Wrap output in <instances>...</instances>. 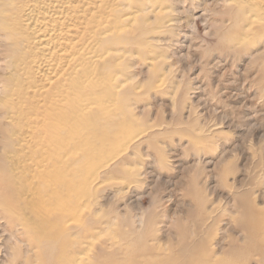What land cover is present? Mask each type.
<instances>
[{
    "label": "rangeland",
    "instance_id": "1",
    "mask_svg": "<svg viewBox=\"0 0 264 264\" xmlns=\"http://www.w3.org/2000/svg\"><path fill=\"white\" fill-rule=\"evenodd\" d=\"M23 1L7 0V8H11L4 15L19 33L23 32V23L18 8ZM72 1L75 2H71L68 14L78 16L75 31L78 53L90 36L100 33L96 25L100 20L110 18L107 30L112 29L115 19L123 23L125 30L139 26L138 22L145 24L142 35L139 31L132 33V39L125 38L115 46L118 51L113 53L110 76L114 80L108 83L115 91V97L111 98L114 108L125 99L130 112L126 117L135 130L130 134L136 135L128 147L126 139H119L113 149L88 161L82 156L89 146L81 145V138L77 133L75 136L68 133L67 126L61 136L64 143L75 142V163L71 167L67 164L70 149L62 147V172L58 175L49 172V180L42 182L43 172L37 170L34 162L49 160L48 151L46 155L39 151L49 148L50 143L41 132L46 125L56 124L51 119L45 121L44 115L67 113L72 107L68 100L75 98L74 94L80 92L81 98L87 99L92 92L77 84L65 59L51 79L36 74L30 63L29 54L36 52L31 44L28 57L17 58L13 63L14 75L8 69L3 70L7 56L12 53L0 52V111L7 110L10 116L4 120L3 133L0 130V198L9 196L0 199L7 201L3 203L5 206L0 204V239L6 236L2 230L8 223L12 230H22L23 223L26 231H22V237L26 239L36 238L30 231L37 236L41 232L61 231L62 254L58 252L51 260L40 255L33 264H59V261L69 264L68 258L76 255L83 258V262L76 264L95 263L101 251L111 252L120 245L119 232L129 228L120 216L116 218L117 210L123 213L125 202H131V210H135L132 214L145 215L153 209L154 197L160 196L162 201L154 208L152 222L154 236L160 239L164 251L184 232L201 235L214 250L216 242H222L226 250L229 245L247 246L249 239L254 240L251 237L264 243V0H251L252 4L241 0ZM87 19L93 20L95 28L91 33L82 26ZM25 62L30 72L25 70ZM3 83L7 93L2 91ZM115 83L123 85L114 88ZM99 85L107 88L104 81ZM177 86L180 94L175 96ZM121 89L123 94L116 95ZM183 94L186 97L183 105L177 104ZM79 127L75 124V128ZM221 154L226 158L215 167L213 162ZM107 162L109 167L118 163V170L108 172V167L101 168ZM145 169L148 173L138 175L140 183L135 182L134 175ZM71 171L75 173V182L70 185ZM128 185L129 190L123 192ZM206 185L215 191L212 193ZM90 186H94L91 193ZM57 188L59 199L55 201L49 190ZM247 189L249 200L259 210L249 220L258 229L254 236L238 225L242 205L234 199L235 193ZM163 210L167 216L161 215ZM5 215L13 219L9 222ZM132 226L139 228L137 221ZM33 250L38 254V250ZM220 256L232 260V264L259 261L256 253L235 258L231 253ZM14 260L10 264H25L20 254Z\"/></svg>",
    "mask_w": 264,
    "mask_h": 264
},
{
    "label": "bare ground",
    "instance_id": "2",
    "mask_svg": "<svg viewBox=\"0 0 264 264\" xmlns=\"http://www.w3.org/2000/svg\"><path fill=\"white\" fill-rule=\"evenodd\" d=\"M92 1H95V0H91V2ZM98 1L102 2V0H98ZM6 2L7 0H3V1L0 0V52L2 54L5 53L6 55L7 53H10V54L12 53V54L7 56V63L3 70L8 69L10 70V74L14 75L16 72V67L13 66V63H16L15 60H17V58L26 59L28 57V54L30 51V44H31L36 50V52L34 51L32 54H29L32 56L30 63H32L33 67H35L36 74L44 77L46 80L51 79L53 76L56 75V68L61 63L60 61L65 59L66 64H68L73 74L76 76L77 84L78 85L81 84L82 87L83 86L88 87V90L92 92V95L90 98L82 99L80 92L77 91L78 93L74 94L75 98H71L70 100H68L72 107L70 111L67 113L61 114V112H59L60 114L58 115L55 114L56 116L54 115V113L53 114L47 113L44 115L43 119L45 121L46 119L48 120L51 119V121L54 120L56 124H53L52 122L51 126L46 125L44 127L45 130L41 132V135L42 136L45 135L50 143L49 144L50 149L46 148L43 151V149L41 150L40 148V151L38 150L39 154H42L43 152L45 154L48 151L47 155L49 157L48 158L49 160H45L44 162V160L42 161V159L41 160L37 159L34 162V165L37 167V170L43 172L41 176L42 182H47V180H49L47 179V176L50 175L48 174L49 172L54 171L56 173L55 175H58V173L62 172L63 167L61 165L64 162V155L61 153L62 147L65 146L66 148L70 149V152H69L70 156H68V160H66L67 164L71 167V165L75 163V160H74L75 148H77L75 146V142L67 141L66 143H64L65 139L61 136L64 132H66L67 126L69 127V129L67 130L68 133H71L74 136L77 133L76 136L78 135L81 138L80 140L81 145L83 143H86L87 146H89L87 148V152L85 151L86 153L82 156L84 160L90 161L93 159H97L100 156H103L107 151H109L110 149H113V147L116 145L119 139H126L127 145L125 147H128V144L133 140V138L136 135L134 134L132 136L130 134L134 130V128L129 126L130 122L128 121L126 117V114L127 112H129V110L127 108V105H125L126 103L125 99L120 101L119 107L118 106L117 108L113 107V104L111 103L112 101L111 98L115 94L114 93L115 91L113 92L111 90L112 88L108 83L109 81L112 82L114 80L110 76L112 72L111 70L112 64L114 63L113 56H115V54L113 53L118 51V49L115 50V46L120 44L122 41H125V38L132 39L133 38L132 33L135 34V32L137 33L139 31V35H142L145 31V24H142V23L140 24V22H138L139 26L137 25L136 27H133L132 25L131 30H125L122 27L123 23H121L120 20L115 19L114 17L115 21L112 22L113 23L112 24L113 27L111 26L112 29L107 30L106 26H108L107 22H109L110 18L109 20L108 19L107 20L104 19L102 21L100 20L96 24L98 28L101 29V31L97 29L100 33H98L97 36H94V35L90 36V38H88L85 43L86 45L82 48L81 52L78 53L77 51L75 52V31L77 30L79 26L78 16L76 15L73 16V15L68 14L69 13L68 11L70 10V7H71V2H75V1H72V0H25L21 2V5L18 8V14L20 15V19L23 23V32H20V33L11 26V23L9 22V20L4 16L5 11L7 10L9 11L11 8V7L7 8L9 5L7 4L8 2L7 3ZM148 2L150 1L148 0ZM242 2L247 3V4H252L251 0H241V3ZM142 5H144V3H142ZM126 18H129V16ZM238 20L240 21L241 19L238 18ZM92 23H93V20H90V19L85 20L82 25L84 27V30L87 31L88 29L90 30V33H91L93 29L95 28L93 27ZM188 23L189 22H187V24ZM126 33L127 35L125 36ZM72 49L74 50L72 51ZM87 62L90 64L88 65ZM25 66H26L25 70H28L30 72V67L27 66L26 62H25ZM113 70H114V67H113ZM83 78L85 79L81 80ZM152 79H154V76L152 77ZM98 80H101V81H98ZM5 81L6 80H4V82ZM103 81L107 85V88L106 87L104 88V86L100 88L99 84H101V82ZM122 85H123L122 83L118 85L115 83V85H112V86H114V88L116 86L117 88H120ZM97 87H99V89H97ZM2 89L4 93H7L8 90H7L6 84L3 83ZM100 89H102V91ZM122 90L123 89H121L120 92L118 91L116 95L121 96L123 94ZM179 94H180V91H178V86H177V88L174 90V95L178 96ZM103 96H108V97H103ZM183 96L184 97H182V99L178 101L177 104L183 105L184 98H186L184 94ZM75 108H77L76 110H77L78 115L75 113ZM6 111L5 112L0 111L1 133H3L2 131L6 127L3 125L6 122L4 120L10 117L8 112ZM88 112L90 113L87 114ZM81 118H85V120ZM79 119H81L82 121L81 120L79 121ZM77 120L80 123H78ZM88 121H90V123H88ZM75 124L76 126L77 124H79V126L81 127L75 128ZM83 125L85 129H83ZM10 128H9V131H10ZM79 137H77V139ZM6 139L11 140V139H8V136L6 137ZM72 139L74 138H66V140H72ZM1 141L2 139H0V142ZM3 142H5V140ZM6 145L7 143L5 142V146ZM40 158H42V156H40ZM224 158H226L225 154H221L220 158L217 161L213 162L214 166L215 167L218 166L222 161H224ZM109 162L103 165H100L101 168L105 169L108 167L109 168L108 172L117 171L119 168L118 163L117 164L115 163L109 167ZM209 163L210 162H205L204 164H209ZM99 167L97 170H99ZM2 171H5V169H2ZM147 173L148 172L146 169L142 172H137L134 175V178H135L134 181L140 183V181L138 180V175L140 176L143 174L145 176ZM131 177H133V174ZM23 179L25 178L23 177ZM92 180L94 181V179ZM132 180L133 179H130V181ZM74 182H75V173L71 171V176H69V184L71 185ZM94 186L96 187V185ZM94 186L92 188L90 186L89 188L90 193L93 191L92 189L94 188ZM129 187L130 185H128L127 190L126 191L124 190L123 192H127L129 190ZM44 189L46 190V188ZM206 189H208L212 193L215 191L213 187H209L208 185H206ZM58 190H59L58 188L56 190L54 189L49 190L51 191L50 194L52 193L53 199L55 201H58L59 199ZM94 191L96 194L97 188L94 189ZM90 193H88L89 196H90ZM249 193L250 192L248 189L240 193H235L234 199L242 205L241 207L242 210L240 213L241 218H239L238 220V225L242 226L241 228L247 234L254 236L257 234L258 229L254 228L251 225V221L249 220L253 218L259 212V210L256 209L252 205L251 201L249 200ZM4 198L6 197H3V198L1 197L0 199L3 200ZM8 201L12 202L13 200L8 199ZM160 201H162V198L160 196L154 197L153 204H152L153 209L148 210L145 213V215L142 212L132 214V212L135 211V210H131L133 209V207L131 206L133 204L131 202H125L124 207H123L124 212L122 213L119 210H117V213H116V218H119L120 216L122 219V222L124 221L126 225H129L128 229H121V231L119 232V235L121 237L120 239L121 243L119 241L118 242L120 243V245L116 247V249H113L111 252H107L104 250L101 251L99 255L96 257L97 262L94 263L93 261L90 264H232V260L230 261L229 259L228 260L224 258L222 259L220 256L222 254L227 255V253H231L235 255L234 258L244 255L246 253L247 255L251 253H256V255H258L259 257L258 264H264V243H261V241L258 242L259 240L256 241L254 237H251V239H254V240L249 239V244L247 246L242 247L240 245H229L228 250L224 249L222 242H216L215 243L216 249L214 250L212 248L211 249L209 248L210 241H208L207 243V241L201 235H198L195 232H191L189 235H187V233L184 232L179 236L178 239L170 243L167 251H164V249L162 250L161 245L159 244L160 239L158 240L154 236L155 228L153 227V222H152V219H154L155 212H156L154 208H156L158 204H160ZM6 202L7 201L5 202L0 201V204L4 205L3 203H6ZM25 202L27 205L29 204L27 203V199ZM25 202L23 203L25 204ZM8 203L6 207H9ZM14 203L16 202H13V204ZM135 204L137 206V201H135ZM12 208L15 209L14 206ZM24 208H27V206ZM116 209H118V206H116L115 210ZM4 210L6 212L7 209L5 208ZM8 210L10 211V209ZM24 213H26V211H24ZM161 215H166V210H163ZM45 217H44V220H45ZM10 218L13 219L12 216H10ZM169 218L171 219V217ZM6 219L9 222L11 220V219L9 220L8 216L6 217ZM58 220L59 218L57 219V221ZM136 221L139 224V228L132 226V224L135 223ZM47 223L49 222L47 221ZM7 225H5V227L2 230V232L5 233L6 236L0 239V254L4 253L2 257L0 256V264H10L14 259H16V256L18 254L22 256V259L25 264H33L35 260H38V256L39 257L43 256L46 259L51 260L52 258L56 257L58 252H60L59 254H62L61 246H59L63 238V233L61 231L59 232L55 231L56 233L54 232V233H49V234H41L43 233L41 232L40 233L41 235L39 234L38 236L35 235V233H33L32 231H30L36 238L26 239L24 237L25 238L24 239L22 235L24 234L23 232L26 231V226L24 227L23 223H21L22 230L15 229L16 231L14 229L12 230V228H9L8 227L9 225L8 226ZM33 228H35V226ZM41 230L43 231L44 229H41ZM28 236L30 237V233H28ZM150 238H152V240ZM34 248L38 250L37 252L38 254L35 253V250H33ZM61 257L62 256L58 257L59 260L61 259ZM69 257H71V255ZM68 259H70L69 264L71 263L73 264L74 262L75 264L76 262L77 263L83 262V258L79 255L72 256L71 258H68ZM43 261L42 263H44ZM58 263L61 264L60 261Z\"/></svg>",
    "mask_w": 264,
    "mask_h": 264
}]
</instances>
